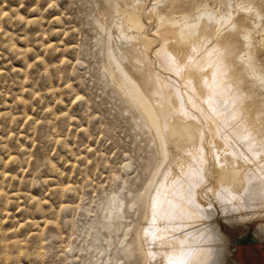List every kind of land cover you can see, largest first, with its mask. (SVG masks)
Returning <instances> with one entry per match:
<instances>
[{
  "label": "rangeland",
  "instance_id": "rangeland-1",
  "mask_svg": "<svg viewBox=\"0 0 264 264\" xmlns=\"http://www.w3.org/2000/svg\"><path fill=\"white\" fill-rule=\"evenodd\" d=\"M160 1L0 0V264H140L129 241L167 160L111 82L108 50L122 10L137 7L154 38L147 17ZM184 1L179 11L191 10ZM255 37L252 63L264 74V32ZM112 198L131 208L119 238L101 231ZM246 224L217 217L215 229L239 264H264L253 235L264 217Z\"/></svg>",
  "mask_w": 264,
  "mask_h": 264
},
{
  "label": "bare ground",
  "instance_id": "bare-ground-1",
  "mask_svg": "<svg viewBox=\"0 0 264 264\" xmlns=\"http://www.w3.org/2000/svg\"><path fill=\"white\" fill-rule=\"evenodd\" d=\"M160 2L147 17L154 38L143 35L137 7L122 10L125 27L116 24L108 50L111 82L167 160L139 205L129 250L140 264H239L215 226L218 217L248 229L264 217V74L250 51L264 32V0H193L183 11L184 0ZM115 198L101 227L111 238L130 220L127 202ZM253 235L264 242V224Z\"/></svg>",
  "mask_w": 264,
  "mask_h": 264
},
{
  "label": "water",
  "instance_id": "water-1",
  "mask_svg": "<svg viewBox=\"0 0 264 264\" xmlns=\"http://www.w3.org/2000/svg\"><path fill=\"white\" fill-rule=\"evenodd\" d=\"M258 243V241L255 239V238H252L248 244H251V245H256ZM236 244H238V242H236Z\"/></svg>",
  "mask_w": 264,
  "mask_h": 264
}]
</instances>
